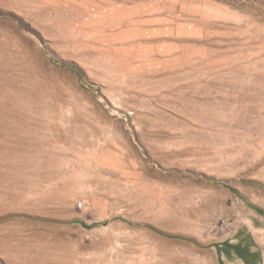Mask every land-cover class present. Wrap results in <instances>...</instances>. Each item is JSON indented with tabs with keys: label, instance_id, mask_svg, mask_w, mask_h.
Listing matches in <instances>:
<instances>
[{
	"label": "rangeland",
	"instance_id": "374dc122",
	"mask_svg": "<svg viewBox=\"0 0 264 264\" xmlns=\"http://www.w3.org/2000/svg\"><path fill=\"white\" fill-rule=\"evenodd\" d=\"M0 264H264V0H0Z\"/></svg>",
	"mask_w": 264,
	"mask_h": 264
},
{
	"label": "bare ground",
	"instance_id": "6f19581e",
	"mask_svg": "<svg viewBox=\"0 0 264 264\" xmlns=\"http://www.w3.org/2000/svg\"><path fill=\"white\" fill-rule=\"evenodd\" d=\"M13 74H14V75H19V70L16 69V71H13Z\"/></svg>",
	"mask_w": 264,
	"mask_h": 264
},
{
	"label": "trees",
	"instance_id": "16d2710c",
	"mask_svg": "<svg viewBox=\"0 0 264 264\" xmlns=\"http://www.w3.org/2000/svg\"><path fill=\"white\" fill-rule=\"evenodd\" d=\"M235 249H241V248H239V246H235Z\"/></svg>",
	"mask_w": 264,
	"mask_h": 264
}]
</instances>
